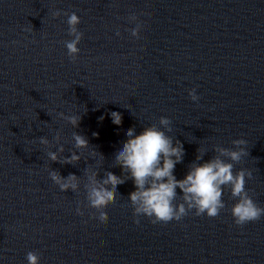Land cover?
<instances>
[{
    "label": "clouds",
    "instance_id": "1",
    "mask_svg": "<svg viewBox=\"0 0 264 264\" xmlns=\"http://www.w3.org/2000/svg\"><path fill=\"white\" fill-rule=\"evenodd\" d=\"M61 14L67 16L68 34L72 39L64 41L67 55L70 61L75 63L78 59L83 32L78 29L81 23L80 17L75 13H62L60 10L52 12V17L57 18ZM129 23H135L130 34L140 39L143 22L136 14L128 16ZM26 31H32L31 28ZM120 35L119 31L116 33ZM189 97L193 102H198L200 97L196 89L189 90ZM59 117L69 123L73 128H78L82 116L65 115L60 112ZM114 125L122 124V114L112 111L109 113ZM103 121L104 117L98 118ZM171 121L167 117L159 119V125L152 124L144 127L137 134L135 128L126 131L127 140L115 153V167H120L124 174L117 176L111 171H105L104 178H99V172L88 166L84 170L86 182L83 189L86 193L87 207L94 209L91 214L101 224L109 222L108 213L105 209L109 205H115L117 197L120 196L119 186L131 179L135 190L132 191L128 200L133 210L134 222L140 223L139 217L149 219L152 224H167L171 221H181L190 212L194 211L196 216L206 215L208 218H216L221 210L225 208L222 199L224 187L230 186L231 197L236 203L231 208V215L237 226H244L250 222H256L264 216V207L259 206L246 190V179L252 178V172L248 169H240L234 172V163L241 162L242 158L249 153L246 150L245 139H235L232 144L235 149L216 146L215 155L202 163L193 162L183 179H177L174 175L177 164L183 162L185 155L181 141L173 139L166 132H171ZM164 129V130H162ZM97 136V133H93ZM55 144L59 145L57 151L50 150L53 144L45 136L39 137V143L47 149V157L51 162L65 165H75L81 160L77 151H72L69 156L61 159L65 149L61 141V132L57 131L53 137ZM74 148L84 150L89 148V140L86 136L74 131L72 133ZM199 151V150H198ZM101 154V153H100ZM95 155V151L92 152ZM103 156V154H101ZM203 160V153L196 156V161ZM49 177L57 185L61 192L71 191L79 193L81 190V179L79 176L69 173L62 176L58 170H50ZM177 189L180 190L178 194ZM179 197L180 202L177 203ZM76 214L84 215L82 208L77 206ZM28 264H39L40 255L29 251L26 254Z\"/></svg>",
    "mask_w": 264,
    "mask_h": 264
}]
</instances>
